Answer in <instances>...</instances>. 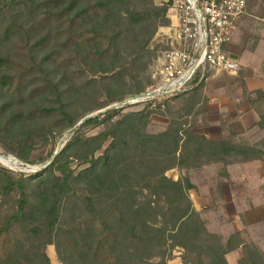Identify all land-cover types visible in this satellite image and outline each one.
Here are the masks:
<instances>
[{
    "label": "trees",
    "instance_id": "16d2710c",
    "mask_svg": "<svg viewBox=\"0 0 264 264\" xmlns=\"http://www.w3.org/2000/svg\"><path fill=\"white\" fill-rule=\"evenodd\" d=\"M169 4L0 0V145L30 162L36 140L82 120L38 172L0 165V264H52L51 255L59 264H168L176 248L182 264H229L227 253L239 248V264H264V251L245 229L223 242L207 228L188 176L168 175L220 163L222 177L232 164L264 163V138L251 143L194 131L188 116L204 80L157 108L87 116L124 88L142 91L141 75L159 47L150 43L171 23ZM89 74H103L107 100L89 105L97 81ZM242 88L264 129V89L248 91L244 82ZM154 113L169 116L157 133L148 131Z\"/></svg>",
    "mask_w": 264,
    "mask_h": 264
},
{
    "label": "rangeland",
    "instance_id": "374dc122",
    "mask_svg": "<svg viewBox=\"0 0 264 264\" xmlns=\"http://www.w3.org/2000/svg\"><path fill=\"white\" fill-rule=\"evenodd\" d=\"M154 1L158 5H162L166 3L165 2L166 0H154ZM249 10H250V15H253V18L255 20H259V22L264 23V0L250 1ZM167 26L159 27L150 43V47L152 49L156 45H159V47L156 52V55L151 57L150 61L147 64L145 72L141 75L140 81L141 84L143 85L142 91H134L128 88H124V92L121 95V97L114 99L112 102H110L108 105L102 108L91 111L90 113L87 114V116L104 114L108 110H122V111L140 110L147 105L151 108H157L160 102L165 100L162 98L161 100L157 99L151 101L128 102V100L139 96L142 92L147 91L148 87L152 84L153 82L152 73L154 70L155 59L158 51L166 43V37L168 35L167 34L168 30L166 29ZM241 38H242L241 41L239 42V44H237L238 47L240 48H237L235 45V49H233L234 50L233 52H235V54L233 53L232 56L238 59L237 54L239 50H241L242 48L243 55L244 57H246V61H244V63L247 64L248 68L244 69L243 64L238 60L240 62V68L237 72L233 73V72L223 71L219 73L218 77L216 78H209L207 81L204 80L205 88L202 89V92L198 94V99L200 101L199 105L195 109L194 113L188 116V120L194 121L193 129L195 132L199 134H205L212 139H218L223 134L226 135L234 134L235 139L237 140L246 139L251 143H255L264 138V129L259 128L257 122L253 121V118L255 116L254 113L256 114V112L252 109L250 101L247 100L245 97L244 89L242 88V83L243 82L245 83V78L247 76L249 80L255 83H259V81H256V75L259 74V68L261 66V63L257 61L253 57V55L249 52V50H253L255 43L257 41L256 34L253 31H251L248 37H246L243 34ZM244 38H247L246 41L244 40ZM102 76L103 74H97L96 76L91 74L89 76V77H96L95 79H97V81L91 83V86L89 88L90 89L89 92L91 94V101L89 105H93L95 101L99 103L108 99L110 92H107L106 90L108 85L105 82L107 80H103ZM126 79L129 80L128 75L126 76ZM85 80L86 77H82L77 80V83L79 85H83ZM195 82L196 84H198L200 82V79L197 78ZM247 90L253 91L255 89L248 88ZM191 91L192 89L190 90V92ZM173 103L175 104L176 102ZM82 106H83L82 103H79L78 113H81L83 111V109H80V107ZM164 106L165 103L161 105V108L164 109ZM175 108H177L176 105H174V107H172L171 109L175 110ZM242 120H244L245 125H243ZM81 122L82 120L79 121L76 124V126L66 129L61 134L56 133L55 138L50 135L47 141L36 140L34 148L32 149L30 154V162L22 161L15 155L7 152L0 145V165L12 170L16 174L19 173L33 174L38 172L43 167H45L48 164V162L53 158L54 154H56L62 148V146L72 136L73 132L80 125ZM168 123H169L168 115L154 113L151 115L150 123L148 125V131L153 133L163 131L168 125ZM98 130L99 128L90 131V133H96ZM109 141L110 139H108L105 142L103 149H105ZM103 149L98 151L97 154H101L103 152ZM49 157L50 159L46 160ZM261 163L264 167V163L262 161ZM242 164H232V165H242ZM218 166H220V164L212 165L211 166L212 170L210 171V174H208V176L203 174L200 168L188 169V170L172 169L168 172V175L174 178H178L180 176H188L192 182L193 180H195L196 182L199 183L206 181L208 183H213L212 178H210V176L211 177L213 176L215 178L219 177L218 175L222 168L221 169L218 168V170H216ZM207 177L209 180H207ZM256 177H259V174L255 175V179ZM196 201H197L196 204L197 207H199V205L203 203L206 206L205 210L207 211V213H212L211 212L212 207L210 205L211 202L207 201L206 199L201 202H199L198 200ZM228 208L231 217L235 216L237 208L231 205H228ZM262 210L263 212H259V213H257V211L252 212L255 219V223L253 227H256V229H254V234H255L254 236L256 239H254L250 235L249 231L247 233L248 236L259 246V248L264 251V229L261 228L264 222V207L262 208ZM239 217L240 220L245 222L247 226L249 225V222L247 223V221L243 217V214L239 215ZM227 224L228 223L224 222V224L219 229H217L220 231L215 232L221 236L223 242L226 241V239L229 237L228 234L232 232L234 228L233 224L231 223H230L231 225L230 224L227 225ZM210 231H212V229ZM50 247L53 248V246L50 245L47 247V249H50ZM230 252H232L230 256L226 255L229 264H239V260L243 256L242 249L239 248V250L235 249ZM181 253L182 250L176 248L174 250L173 257L171 260L168 261V264H182L180 257ZM50 258L52 264H59L56 257L51 255Z\"/></svg>",
    "mask_w": 264,
    "mask_h": 264
},
{
    "label": "built area",
    "instance_id": "2783aa9c",
    "mask_svg": "<svg viewBox=\"0 0 264 264\" xmlns=\"http://www.w3.org/2000/svg\"><path fill=\"white\" fill-rule=\"evenodd\" d=\"M166 43L158 51L152 84L128 102L161 100L187 92L196 79L237 72L240 62L226 49L249 0H166Z\"/></svg>",
    "mask_w": 264,
    "mask_h": 264
},
{
    "label": "crops",
    "instance_id": "0c3cea01",
    "mask_svg": "<svg viewBox=\"0 0 264 264\" xmlns=\"http://www.w3.org/2000/svg\"><path fill=\"white\" fill-rule=\"evenodd\" d=\"M252 0H249V3ZM249 3L246 8V12L240 18L230 42L227 44L226 49L232 55L235 49V45L237 48V44L241 41V37L244 34L246 37L250 35V32L253 31L257 36V41L253 50H249V52L253 55V57L261 63L259 68V74L256 75V81L259 83H255L249 80L248 76L245 78L246 86L249 89H264V23L259 22V20H255L253 15H250ZM257 18V17H255ZM263 20V19H262ZM247 38H244L246 41ZM238 60L243 64V68H248L247 64L244 63L246 61V57H244L242 48L239 50ZM221 73V72H219ZM211 76L210 78L218 77V74ZM253 121L257 122L258 115L254 113ZM243 125H245L244 120ZM219 165L220 163H214ZM214 164L206 165L200 168L201 172L208 176L210 171L212 170L211 166ZM216 168V167H214ZM222 168V165L217 167ZM228 175H224L222 177H211L213 183L206 182H196L193 180V183L196 185L194 189L190 191L191 198L196 206L197 201H204L205 199L211 202L212 213H207L206 206L201 203L197 209L201 212L203 219L205 220L206 226L214 232H219V229L224 222L230 223L234 225L233 231L228 234V236L238 230L245 229L247 232L249 231L250 235L255 238L253 227L255 223L253 211L263 212L262 208L264 207V167L259 160L246 162L242 165H232L228 167ZM259 174V177L255 175ZM206 178V177H205ZM207 180L208 177H207ZM198 198V199H197ZM228 205L237 208L235 216L231 217ZM218 207V208H217ZM217 211H216V210ZM220 209V210H219ZM247 221L249 225L247 226L245 222L240 220L239 215H242ZM230 224V225H231ZM264 229L263 226L261 227ZM239 250V249H238ZM232 252L227 253V256H230Z\"/></svg>",
    "mask_w": 264,
    "mask_h": 264
}]
</instances>
